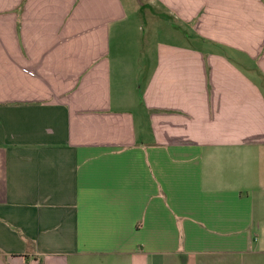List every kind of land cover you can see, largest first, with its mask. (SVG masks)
Listing matches in <instances>:
<instances>
[{"label": "crops", "instance_id": "0c3cea01", "mask_svg": "<svg viewBox=\"0 0 264 264\" xmlns=\"http://www.w3.org/2000/svg\"><path fill=\"white\" fill-rule=\"evenodd\" d=\"M146 2L0 0V264H264V0Z\"/></svg>", "mask_w": 264, "mask_h": 264}, {"label": "rangeland", "instance_id": "374dc122", "mask_svg": "<svg viewBox=\"0 0 264 264\" xmlns=\"http://www.w3.org/2000/svg\"><path fill=\"white\" fill-rule=\"evenodd\" d=\"M120 2L123 6V15L115 26L116 40L111 43V47L116 48L117 53L122 55L117 59L122 72L128 73V68L133 67V78L134 80L136 78L133 86L137 92V89L143 85L144 69L148 63L150 68L154 63L152 59L147 61L145 57L154 54L157 42H173L176 36L171 29L178 28L168 25L167 19L159 14L160 9L148 5L146 0H120ZM183 43L177 42L180 46L185 44ZM128 79L127 74V82Z\"/></svg>", "mask_w": 264, "mask_h": 264}]
</instances>
